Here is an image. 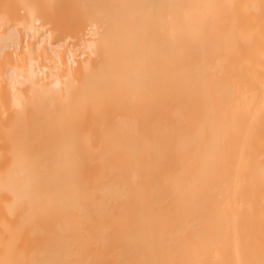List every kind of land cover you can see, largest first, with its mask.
I'll list each match as a JSON object with an SVG mask.
<instances>
[{
  "label": "bare ground",
  "instance_id": "1",
  "mask_svg": "<svg viewBox=\"0 0 264 264\" xmlns=\"http://www.w3.org/2000/svg\"><path fill=\"white\" fill-rule=\"evenodd\" d=\"M0 264H264V0H0Z\"/></svg>",
  "mask_w": 264,
  "mask_h": 264
}]
</instances>
